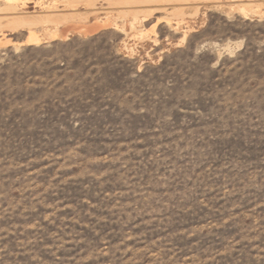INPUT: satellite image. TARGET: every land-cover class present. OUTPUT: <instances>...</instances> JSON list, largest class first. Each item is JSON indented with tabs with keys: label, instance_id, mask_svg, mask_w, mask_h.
Here are the masks:
<instances>
[{
	"label": "rangeland",
	"instance_id": "374dc122",
	"mask_svg": "<svg viewBox=\"0 0 264 264\" xmlns=\"http://www.w3.org/2000/svg\"><path fill=\"white\" fill-rule=\"evenodd\" d=\"M0 264H264V0H0Z\"/></svg>",
	"mask_w": 264,
	"mask_h": 264
},
{
	"label": "bare ground",
	"instance_id": "6f19581e",
	"mask_svg": "<svg viewBox=\"0 0 264 264\" xmlns=\"http://www.w3.org/2000/svg\"><path fill=\"white\" fill-rule=\"evenodd\" d=\"M6 3H10V2H12V1H14V0H4ZM12 4V3H11ZM14 4V3H13ZM12 4V5H13ZM18 9V8H17ZM18 10H20V9H18ZM247 10V9H246ZM245 11V9H243V12ZM38 22V21H37ZM29 24L31 23V22H28ZM39 23H40V21H39ZM58 34L57 33H54V34H52L51 35V37H55V36H57ZM28 42L29 43H35V44H39L40 42H41V38L39 37V36H36L35 34H31V36L29 37V39H28Z\"/></svg>",
	"mask_w": 264,
	"mask_h": 264
}]
</instances>
